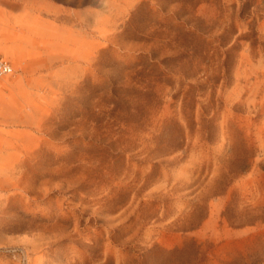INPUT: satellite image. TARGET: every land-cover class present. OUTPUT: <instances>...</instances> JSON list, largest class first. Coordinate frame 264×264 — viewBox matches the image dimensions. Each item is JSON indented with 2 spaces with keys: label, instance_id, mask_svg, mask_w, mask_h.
<instances>
[{
  "label": "rangeland",
  "instance_id": "1",
  "mask_svg": "<svg viewBox=\"0 0 264 264\" xmlns=\"http://www.w3.org/2000/svg\"><path fill=\"white\" fill-rule=\"evenodd\" d=\"M0 54V264H264V0H0Z\"/></svg>",
  "mask_w": 264,
  "mask_h": 264
},
{
  "label": "built area",
  "instance_id": "2",
  "mask_svg": "<svg viewBox=\"0 0 264 264\" xmlns=\"http://www.w3.org/2000/svg\"><path fill=\"white\" fill-rule=\"evenodd\" d=\"M12 71V64L2 54H0V75L9 74Z\"/></svg>",
  "mask_w": 264,
  "mask_h": 264
},
{
  "label": "bare ground",
  "instance_id": "3",
  "mask_svg": "<svg viewBox=\"0 0 264 264\" xmlns=\"http://www.w3.org/2000/svg\"><path fill=\"white\" fill-rule=\"evenodd\" d=\"M106 2V1H105ZM5 25V24H4ZM9 80H7V79H3V78H0V86L2 85V86H7V85H9Z\"/></svg>",
  "mask_w": 264,
  "mask_h": 264
}]
</instances>
